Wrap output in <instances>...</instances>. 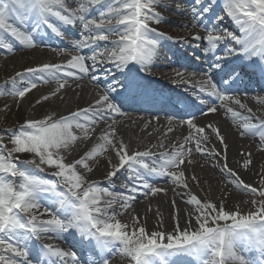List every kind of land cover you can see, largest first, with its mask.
<instances>
[{
    "label": "snow or ice",
    "instance_id": "obj_1",
    "mask_svg": "<svg viewBox=\"0 0 264 264\" xmlns=\"http://www.w3.org/2000/svg\"><path fill=\"white\" fill-rule=\"evenodd\" d=\"M93 6H98L96 18L88 14ZM216 7H220L223 14L216 15ZM191 8L189 15L182 0H116L115 3L112 0H80V6L73 11L66 0H0V48L8 53L16 49L13 43L6 42L4 34L25 49L40 46L32 30L24 27L29 14L34 21L33 29L43 27L62 37L64 32L60 24L75 27L79 23L83 32L81 39L73 44V50L79 54L72 55L64 64L41 63L17 72L9 81L7 93L0 87V96L7 94L22 100L39 84L53 81L58 83V88L51 95L56 96L70 81L84 78L96 81L94 70L100 65H110L124 77L122 80L116 78L95 104L58 118L48 115L28 120L18 130L8 133L11 148L3 143L4 136L0 135V248L12 254L7 259L0 255V264H110L117 254L128 264H183L173 261V257H191L196 264H264V260L245 258L240 246L241 241H246L249 248L258 250L264 257V182L260 186L250 185L228 167L227 144L219 129L211 128L224 149L225 163L220 171L235 190L250 197L244 201L249 205L247 209L239 204L231 208L226 206L232 193L228 197L221 194L219 201H213L201 200L188 190L182 165L191 155V148L181 147L159 157L150 150L130 155L128 146L122 141L113 144L116 135L113 131L102 134L104 144L74 162H66L62 154L74 150L78 140L88 138L90 129L94 130L100 121L115 120L123 115L117 98L121 102L139 98L143 88L140 74L144 77L152 74L162 41L173 39L158 27L167 23L166 11L194 21L182 26H204V18L211 21V27L204 26L208 32L206 38L195 35L192 39L205 43V52L218 62L214 67L220 68L223 83L240 80L245 67L264 76V0H192ZM225 17L238 28L222 29L220 24ZM84 49L90 52L84 53ZM232 57L242 62L241 67L228 63ZM107 71L110 69L106 68V74ZM177 76L181 77V83H190L183 78V73ZM18 80L23 82V87H17ZM199 92L214 97L233 118L240 114L227 107L226 101L251 112L241 99L222 90L211 76L201 83ZM41 99L47 101L50 97L46 94ZM259 103L264 104V99ZM207 111L215 113L217 108L213 106ZM250 119L244 118L245 131L257 127L248 122ZM187 124L195 134H190L186 142L194 141L197 153L221 155L209 152L204 146L208 136L202 134L210 125L197 126L192 118ZM259 128L260 139L264 141V121L259 122ZM108 146L115 148L118 165H112L107 173V183L89 182L78 166L91 172L88 161ZM26 153L32 155L31 160L15 158L17 154ZM248 156L243 162L246 170L253 163L250 153ZM187 162L192 163L190 159ZM46 169L50 170V175H44ZM121 170L130 178L125 184L126 192H116L110 187L114 183L112 178H118ZM153 177L156 179H150ZM161 179L187 190L182 194V199L186 195L188 206L183 217L172 201L171 231L161 230L159 225L150 231L146 220L142 223L139 215L133 217L131 227L122 222L120 217L132 209L137 193L147 196L161 192V188L154 186ZM191 179L195 181L196 177ZM45 214L48 218L41 219ZM41 236L63 239L70 236L74 248L90 250L92 256L85 261L78 251H65L53 244L36 246L33 242Z\"/></svg>",
    "mask_w": 264,
    "mask_h": 264
},
{
    "label": "bare ground",
    "instance_id": "obj_2",
    "mask_svg": "<svg viewBox=\"0 0 264 264\" xmlns=\"http://www.w3.org/2000/svg\"><path fill=\"white\" fill-rule=\"evenodd\" d=\"M66 2L69 3L73 11L80 6V0H66ZM84 2H86V0H84ZM112 2L115 3L116 0H112ZM182 3L190 15L192 12V0H182ZM172 6L175 7V3H173ZM97 7L98 6H93L89 10L88 14L91 17H96ZM167 13L174 16L169 18L166 16ZM219 13H222V10L220 7H216V15ZM164 17L167 23L159 25L158 27L160 30L166 35L168 33L171 36L181 38V40H183V38L193 40L192 38L195 35L206 37L208 32L204 26L211 27V21L207 18L203 19L204 26L198 24L196 27H187L182 25L193 24L194 21L190 18L177 16L174 12L167 11L164 12ZM25 19L26 24L24 27L32 30L34 39L40 46L34 49H25L7 34H4L6 42L13 43L16 49L13 53H8L6 49L0 48V87H3L6 93L10 89L9 81L17 72H23L26 68L38 66L41 63L64 64L72 55L79 54L78 51L73 50V44L79 41L83 34L79 23H77L74 29L66 28V26L60 24L66 36L69 38L73 37L75 40L73 43H66L65 41L62 42L57 39H52L55 38L56 35H53V33L49 32L50 30L43 27L33 29L34 21L31 19V14L25 17ZM221 25L224 24L221 23ZM221 28L226 29L223 26ZM39 35H43V42L41 44L38 42ZM201 42L203 43V41ZM99 43L105 44L103 42ZM166 44H169V40L162 41L161 50L159 49L160 53L155 59L161 58V52L166 51V46H168ZM83 51L84 53H88L90 49H84ZM174 62L176 66L180 65L181 68L189 65V67L185 69L186 72H182L184 79L193 76L197 82L203 80L201 67L199 68L198 65L195 66L194 62L187 58L174 60ZM190 67L196 71H188ZM106 68L110 69L111 72L117 71L110 65H100V67L96 69V72L94 71L95 75L98 77L97 74H103L106 79L105 77H98L96 81L88 78L77 79L74 82L70 81L56 96L51 95V93L58 88V83L56 81L39 84L36 89L26 94L22 100L7 94L0 96V111L12 105H17L18 110L20 109L18 113L19 120L16 122L18 124L17 127L15 129L9 127L10 121L6 119L0 123V135L5 136V134L8 135L11 131L18 130L21 125L25 124L28 120L41 119L48 115L58 118L61 114L66 115L72 111L95 104V101L105 93L111 84V79H109V77H111L112 74H110V71H107L106 74ZM177 73L179 72L173 74V77H178L181 81V77L177 76ZM113 80H115L114 77ZM252 81L256 80L253 79ZM234 82L237 83L238 87L235 91L243 93L233 95L234 98L241 99L242 103L246 104L249 109L253 108L257 115L252 112V109L251 112H249L246 109H241L239 106H236L233 102L226 101L225 105L227 107H231L240 114L238 117L233 118L231 113L226 110L225 106H221L219 101L214 100L212 105L208 108L190 116V118L193 119V123L197 126H211L202 134L208 136V140L204 142V146L209 152H220L221 155L219 157L197 153L195 151V142H186L190 134H195L194 129H189L188 127L187 120L189 118L174 120L176 118L173 119L170 116L162 118L161 116L158 117L155 115H143L140 113L127 112L122 108V116H117L115 120L108 119L100 121L95 125L94 130L90 129L88 138L78 140L74 150L62 152V154L65 156L66 162H74L94 147L104 144V141L101 139L102 134L113 131L116 134L115 138H113V144L118 145L119 142L122 141L128 146L127 150L130 155L136 151H155L162 149V153H173L181 147L191 148L193 150L191 155L186 158L185 164L182 165L189 183L188 190H190L192 194L197 195L201 200L211 199L213 201H219L221 194L228 197V194L232 193L227 199L226 206L231 208L234 204H239L242 209H247L249 205L244 203V201L250 200V197L235 190L232 184L228 182L225 175L221 173V167L213 163V160H217L223 165L225 159L223 155L224 149L215 138V133L211 131V128L219 129L221 135L225 138L227 144L228 167L237 172L244 182L253 186H260L261 183L264 182V141L260 139L261 129L257 132L245 131L243 123L245 117H251L250 120L252 121H254V117L264 121V119L261 118L264 117V104L259 103L261 99H264V87H259L254 83V87H257L258 90L256 89L254 92L255 94H248L245 93V88H242L241 84L238 83L239 80ZM23 86V82L18 80L17 87ZM46 94L49 95L50 99L43 101L41 98ZM38 100L41 102L37 103ZM38 106H40V109L36 111L35 108ZM213 106L217 108V111L215 113L208 112L207 109ZM3 126L6 129H3ZM75 131L78 135H83L79 130ZM6 144L11 145L9 139H7ZM249 153L251 154L250 158L253 163L250 165V169L246 170L243 168V162L245 159L249 158ZM161 154H156L155 156L159 157ZM29 157H32L31 154L26 153V158L21 159V161L31 160L32 158L30 159ZM27 158L28 160H26ZM189 159L192 163L187 162ZM118 163L119 157L116 154L115 148L108 146L105 147L98 156L88 161L89 167L92 169L91 172L83 169L82 166H78V170L86 176L89 182L96 181L97 183H107V173L112 170V165H118ZM172 170L177 171L178 169ZM44 175H50V170L46 169ZM193 176L196 177L195 181L191 179ZM112 179H114V183L110 186L111 190L116 192L127 191L125 184H128L130 179L127 172L121 170V173H118V178ZM150 179L155 180L156 178L153 177ZM154 186L161 188V192L154 195L149 194L147 196L143 195L142 192L137 193L132 209L120 217L122 222H127L131 227L134 223L133 217L139 215L142 218V223L146 220V225L149 230L159 225L161 230L171 231L174 219L172 201H175L183 217L187 212L188 206L185 203L186 195L185 198L182 199V194H185L187 190L182 186L173 185L171 182H165L163 179L155 183ZM49 206H51V201ZM117 208H119V205H117ZM161 220L163 221L162 224ZM69 238L70 237L63 239L41 236L38 242L41 245L53 244L58 248L68 251L67 246ZM243 244L244 242L241 241V249H247L248 247L246 248ZM252 254H255V250L248 252L247 257H250V255L252 256ZM0 255L6 258L8 257L7 255L12 254L7 253L5 250H0ZM80 256L85 260L83 255L80 254ZM87 260L86 258L85 261ZM110 264H127V260L117 254L111 259Z\"/></svg>",
    "mask_w": 264,
    "mask_h": 264
},
{
    "label": "rangeland",
    "instance_id": "obj_3",
    "mask_svg": "<svg viewBox=\"0 0 264 264\" xmlns=\"http://www.w3.org/2000/svg\"><path fill=\"white\" fill-rule=\"evenodd\" d=\"M166 16L169 17V18H171L174 15H170V14L167 13ZM39 109H40V106H38V107L35 108L36 111H38ZM19 112H20V109L18 110L17 105H12L10 107H7L6 109H3L2 111H0V123L2 121H5L7 119V120L10 121L9 122L10 123L9 124V127H11L12 129H15L17 127V125H18L16 122H18V120H19L18 119L19 118V116H18V113ZM3 124H5V123H3ZM19 124H20V122H19ZM3 129H6V128L4 127ZM7 139H8V135L5 134L3 143L5 145H7L8 148H11L12 145L6 144L7 143ZM15 158L18 159V160L24 159V158H26V154H17V156ZM29 158L31 159L32 157H29ZM26 160H28V158ZM220 199H221V196L219 197V200ZM226 202H227V200H226ZM46 218H48L46 214L44 216H41V219H46ZM156 228L157 227L151 228V230H155ZM0 250H4V249L3 248H0ZM7 256H10V255H7ZM5 259H7V257Z\"/></svg>",
    "mask_w": 264,
    "mask_h": 264
}]
</instances>
